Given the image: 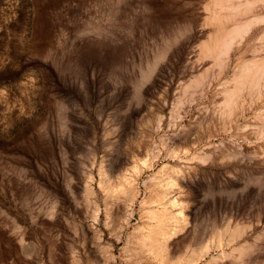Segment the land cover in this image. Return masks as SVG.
<instances>
[{
  "label": "rangeland",
  "instance_id": "rangeland-1",
  "mask_svg": "<svg viewBox=\"0 0 264 264\" xmlns=\"http://www.w3.org/2000/svg\"><path fill=\"white\" fill-rule=\"evenodd\" d=\"M255 16L264 0H0V264H150L125 252L172 180V259L264 264V78L239 79L264 19L220 54ZM143 162L140 197L111 198Z\"/></svg>",
  "mask_w": 264,
  "mask_h": 264
},
{
  "label": "bare ground",
  "instance_id": "bare-ground-1",
  "mask_svg": "<svg viewBox=\"0 0 264 264\" xmlns=\"http://www.w3.org/2000/svg\"><path fill=\"white\" fill-rule=\"evenodd\" d=\"M260 0L246 1L245 3L255 4ZM241 4L239 6H242ZM238 9V10H239ZM245 10V9H244ZM251 18V17H250ZM249 19V18H248ZM264 19V16H255L249 21L233 26L228 34V39L220 46V54H227L234 44L235 40L244 35L248 31L251 24ZM219 54V53H218ZM242 74L239 79L251 80L260 87L261 80L264 78V63L256 61H246L242 65ZM238 78V77H237ZM146 161V160H145ZM153 167V164L144 163L136 166L134 174L124 179L125 184L117 187H111V198L119 197L118 191L128 193V201H135L140 197L139 181L142 174ZM167 166H164V169ZM156 173L149 176L153 178ZM123 184V183H122ZM178 183L175 180L169 181L167 184H161L159 188L152 190L150 194L143 198L142 212L146 220L139 223L135 227L129 246L125 252L126 258L133 259H152L150 264H162L170 261L172 264H179L181 258L172 259L169 253L170 242L172 238L181 232L187 223L185 215V199L180 190L177 189ZM173 193L172 196L168 195ZM156 204V206H150ZM187 204V203H186ZM111 206L107 205L105 211L106 219L111 215ZM122 227V225H121ZM232 239H235V233H232ZM222 239L219 238L215 244L216 247L222 246ZM210 250V244H206L200 251L199 258H191L186 264H196Z\"/></svg>",
  "mask_w": 264,
  "mask_h": 264
}]
</instances>
